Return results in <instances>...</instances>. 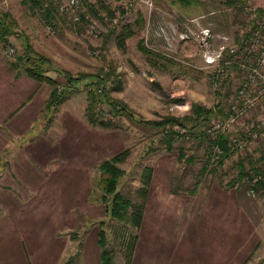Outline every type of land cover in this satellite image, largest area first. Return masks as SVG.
Here are the masks:
<instances>
[{
  "label": "rangeland",
  "instance_id": "374dc122",
  "mask_svg": "<svg viewBox=\"0 0 264 264\" xmlns=\"http://www.w3.org/2000/svg\"><path fill=\"white\" fill-rule=\"evenodd\" d=\"M104 1L109 8L94 6L97 14L84 2L88 17L73 23L58 14L47 21L23 0H0V16L9 13L16 22L17 33L10 36V43H0L7 67L13 68L26 37L50 58L48 74L60 81L61 69L78 73L115 67L120 81L110 83L114 85L111 94L133 113L111 119L102 116L103 122L91 124L86 117L87 89L79 84V91L63 103L65 112L59 111V137L38 126L48 128L52 111L45 107L41 118H34L40 94H35L29 111L23 109L0 125V226L13 235L9 249L0 247V262L7 261L14 249L27 255L28 264H66L71 257L69 264H101L98 234L105 229L115 264L125 263L126 245L133 234H138V242L132 264H264V198L249 189L246 178L240 179L242 164L251 172L264 159V131L242 149H233L220 164L217 148L212 149L200 134L212 119L183 135L178 126H168L178 131L170 147L165 142L167 130L144 123L190 115L193 104H219L228 111L245 80L243 70L229 66L215 87L213 69L205 63L195 39H180L170 25L179 33L209 27L215 49L222 44L235 46L240 57V35L249 29L252 12L264 8V0H232V4L196 0L193 7L152 0L153 9L144 0H132L133 7L124 6L128 0ZM89 2L96 4V0ZM118 24H129L135 31L125 49L118 46L116 35H108ZM159 27L164 31L157 34ZM142 39L172 60L149 64L138 47ZM13 48L16 53L11 52ZM32 83L26 86L30 84L34 92L40 84ZM78 100L80 105H74ZM6 106L4 116L12 108ZM263 114L264 100L226 134L230 139L244 137ZM29 118L35 119L30 126ZM14 125L18 128L13 129ZM126 149L130 155L121 164L125 175L118 188L132 200L130 213L143 207L140 228L113 219L101 200L99 166ZM10 157H18L17 163L8 161ZM11 164L24 177H14L15 171L13 178L9 176ZM147 167L153 168V178L144 197Z\"/></svg>",
  "mask_w": 264,
  "mask_h": 264
},
{
  "label": "trees",
  "instance_id": "16d2710c",
  "mask_svg": "<svg viewBox=\"0 0 264 264\" xmlns=\"http://www.w3.org/2000/svg\"><path fill=\"white\" fill-rule=\"evenodd\" d=\"M24 3L30 4L32 9L40 10L41 17L47 21H52L57 13V8L54 4L50 6H44L39 0H23ZM181 6L193 7L198 4L196 0H172ZM87 4L89 10H94L95 14L98 13L96 7L100 5L104 8H109L104 0H96V4L89 2V0H84ZM234 1L227 0L228 4H232ZM111 15H114L113 11L109 10ZM258 14L264 13V8L257 9ZM124 13V10H122ZM88 13L82 15V20H86ZM249 23V22H248ZM16 22L11 19L9 13H3L0 16V41L7 46L10 43V36L16 34L15 31ZM135 31L129 24H119L110 28L108 30V35H116L117 44L120 48L125 49L126 40L133 36ZM25 36V35H24ZM22 51L17 55V57L12 61V66L22 67V72L26 73L28 76L32 77L39 83H48L52 86V91L50 98L47 102L46 109L50 110L56 107L61 102H63L68 96L74 92L79 91V84H83L87 89V109L86 117L91 124H97L103 122V114L97 110L99 104L106 105L109 107L113 114L116 115H127L133 116V113L128 104L112 96L111 92L114 89V85H110L111 82L116 84L120 81L115 75L116 69L113 67L108 71L100 70L97 72H78L73 73L69 70H60V74L63 81L48 74V65L52 62L49 57L39 53L29 42V38L26 37L22 44ZM139 49L145 54L147 62L152 65H158L159 63H165L171 61L172 59L167 56L154 51L145 45L144 40H140L138 43ZM161 65V64H160ZM21 72V71H20ZM117 87V86H116ZM118 88V87H117ZM192 113L190 115H185L183 117L178 116H165L161 120H144V123L153 125L155 127L162 128V130H167L168 134L165 135V142L169 147L173 144L175 138L178 136V131L175 128H170L168 126H178L180 129H185L186 132H191L197 126L201 127L207 125L211 119L215 117H225L227 111L221 105L217 104L215 106L206 107L200 104L192 105ZM100 113V114H99ZM189 123H192L189 127ZM180 132V131H179ZM202 140L209 143V146L213 149L218 147V162L223 164V162L228 159L233 151L230 147V138L228 135L219 134L216 138L212 139L211 136L205 134V131H200ZM182 135L184 133H181ZM130 155L128 149L119 152L105 160H103L99 166L100 179L99 185L102 189L101 200L106 205L108 213L110 216L120 222L131 223L134 227L140 228L143 221V207L139 206L136 210L130 213L132 208V200L130 197L122 193L118 185L120 179L125 175V170L121 167ZM211 155V153H210ZM211 158V157H210ZM249 172L245 165L240 166V179H247L249 189L254 190L260 197L264 198V159H262L259 165H255ZM153 178V168L147 167L143 174V182L145 187L143 188V196L147 197L149 191L148 187L151 186V180ZM98 245L100 247V261L101 264H115V252L108 246V240L105 233V229L99 230L98 234ZM138 242V234L130 235L128 239V244L126 245L125 252V263L132 264L133 257ZM73 258L66 263L69 264Z\"/></svg>",
  "mask_w": 264,
  "mask_h": 264
},
{
  "label": "built area",
  "instance_id": "2783aa9c",
  "mask_svg": "<svg viewBox=\"0 0 264 264\" xmlns=\"http://www.w3.org/2000/svg\"><path fill=\"white\" fill-rule=\"evenodd\" d=\"M44 6L54 4L59 16L73 23H79L82 15L86 13L84 0H39ZM145 4L153 9L152 0H144ZM126 7H133L134 1L128 0L124 3ZM88 17V15H87ZM249 26L240 35V44L243 53L238 57L235 46L222 44L218 49L213 45L214 34L209 27H202L195 31L188 28L185 33H179L177 27L170 25L171 30H176L180 39H189L193 37L198 44L199 52L202 55L208 67L212 68L215 87H219L220 81L227 75V69L231 65H237L243 70L245 80L236 91L225 117H215L210 124L204 129L205 134L216 138L219 134H225L234 127L241 119L249 113L257 110L264 100V13L258 14L253 11L249 17ZM164 27L156 30L158 34L163 32ZM51 32H54L52 25L48 26ZM16 53L15 48L11 49ZM226 53L228 56H226ZM97 110L104 117L114 118L112 110L106 105L99 104ZM260 131H264V114L261 115L253 124L252 128L245 133L242 138H231L230 147L232 149H242L250 138H256ZM181 133L186 132L180 129ZM217 151H219V148Z\"/></svg>",
  "mask_w": 264,
  "mask_h": 264
},
{
  "label": "crops",
  "instance_id": "0c3cea01",
  "mask_svg": "<svg viewBox=\"0 0 264 264\" xmlns=\"http://www.w3.org/2000/svg\"><path fill=\"white\" fill-rule=\"evenodd\" d=\"M29 42L32 43L30 40H29ZM0 43H2V41H0ZM146 61H147V58H146ZM22 69H23L22 67L18 68V67L13 66V68H9L6 66V62H5V59L3 57V54L1 51V45H0V125H2L3 123L9 122L10 119L12 120V118L19 111H21L23 109L25 111H29L30 110L29 105L32 102L35 94H40L42 96L40 99V102H39L37 115L34 116L35 119L41 118V114L43 113L45 107L47 106V102L50 98L51 91H52V89L47 85L48 83H39L38 82L40 84V86L36 90H34V92L30 91L29 86H30V84H31V86H33L34 83H32V80H34V79L32 77L28 76L26 73H23V72L21 73L20 70L22 71ZM24 75H27V77H25ZM28 77H30V79H28ZM18 80H20V81L18 82ZM28 80H30V81H28ZM23 81H24V84H23ZM26 82H30V84L28 86H26ZM74 93H76V92H74ZM74 93H72V94H74ZM86 96H87V93H86ZM69 99L70 98L68 96V98H66L63 102H61L56 107H53L50 110L47 109L49 112L52 111V113H54L51 116L53 118V121L50 123L48 128H44L43 124L42 125L38 124L39 129H44V131L50 132L51 135H53V136L55 135L54 137H59L58 129L56 127V126H58L57 121L59 120L58 114H59V111H60L61 115H62V113L65 112L64 111L65 108H63L62 106H63V103ZM7 103H8V107H10L12 105L11 112L8 113V114H10L9 119H7L8 114H6L5 116L3 115V113L6 111ZM73 104L74 105H76V104L80 105V100H78L77 102L73 101ZM60 114H59V116H60ZM35 119L32 120L29 118L27 121L29 123H27V124H29V126H30L31 124H33L35 122ZM45 119H47V117ZM27 124L25 126H27ZM15 127H17V126L14 125L13 129H15ZM2 137H3V134H0V139H2ZM14 137H17V134H15ZM1 161H2V159L0 158V170L2 169ZM8 161H10L11 163L12 162L17 163L18 157H10V160H8ZM11 168L12 169L8 172L9 176L11 175V177L13 178V175H14L13 171H15L16 174L14 177H20V179H21L23 175L21 174V172L19 173V171H16L17 170L16 166H13L11 164ZM14 169H16V170H14ZM2 170H1V172H2ZM5 230H6V232H8L9 228L4 229V227L0 226V247H3L5 250H7L10 248V243H11V240L13 238V235H11L10 233H4ZM1 234H3V235H1ZM5 234H9V235L6 236V238H5L4 237ZM27 258L28 257L26 254H21L18 252L15 253V251L13 249L11 254H10V258H8L7 261L1 260L3 262H0V264H28L29 261L27 260Z\"/></svg>",
  "mask_w": 264,
  "mask_h": 264
}]
</instances>
